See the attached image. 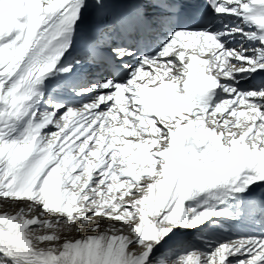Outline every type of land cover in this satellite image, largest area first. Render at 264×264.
Listing matches in <instances>:
<instances>
[{
    "label": "snow or ice",
    "instance_id": "snow-or-ice-1",
    "mask_svg": "<svg viewBox=\"0 0 264 264\" xmlns=\"http://www.w3.org/2000/svg\"><path fill=\"white\" fill-rule=\"evenodd\" d=\"M0 264H264V0H0Z\"/></svg>",
    "mask_w": 264,
    "mask_h": 264
}]
</instances>
